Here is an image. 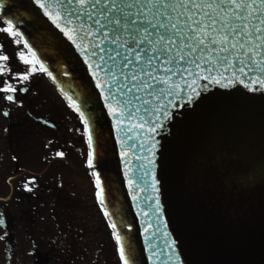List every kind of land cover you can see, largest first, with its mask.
I'll return each mask as SVG.
<instances>
[{
  "label": "water",
  "instance_id": "water-1",
  "mask_svg": "<svg viewBox=\"0 0 264 264\" xmlns=\"http://www.w3.org/2000/svg\"><path fill=\"white\" fill-rule=\"evenodd\" d=\"M127 2L117 0V10L109 13L101 0L92 9L97 15L89 19L87 13L73 11L87 7L75 0L71 5L67 0H0V16L4 22L12 21L22 44L27 42L36 60L52 73L45 72L66 102L77 111L71 97L88 119L91 149L85 126L84 132L88 154L93 152L91 170L100 178L104 204L98 199L103 213L110 214L105 217L118 254L123 245L129 264H264V87L218 66L208 79L203 78L208 73H201L195 91L179 81L184 91L170 98L174 103L165 109L167 118L159 113L162 127L155 132L148 131L155 112L144 116L141 109L132 120L119 115L121 106L108 98L110 78L96 69L95 58L88 54L92 38L82 41L81 37L89 25L93 31L98 28L99 13H107V20L119 19L120 26L102 20L105 28L98 34L110 30L112 38L120 35L130 41L129 47L134 46L135 29L148 24L132 25L135 10L126 8ZM120 9L132 15L125 16ZM125 23L130 27L125 29ZM149 31L155 38L156 29ZM160 33L166 38L172 35L165 29ZM176 40L179 47L180 38ZM104 47L106 53L109 47L118 51L112 44ZM123 63L127 61L120 69L127 74L132 66L124 69ZM250 75L264 78L258 72ZM185 76L191 83L193 77ZM156 105L153 101L150 107ZM139 124L143 128L133 127Z\"/></svg>",
  "mask_w": 264,
  "mask_h": 264
},
{
  "label": "flooded vegetation",
  "instance_id": "flooded-vegetation-1",
  "mask_svg": "<svg viewBox=\"0 0 264 264\" xmlns=\"http://www.w3.org/2000/svg\"><path fill=\"white\" fill-rule=\"evenodd\" d=\"M0 27H7L1 16ZM15 39L0 32L10 57L0 63L24 73L18 53L31 55ZM5 80L28 91L15 93V102L0 93V264H121L88 166L80 115L39 65L27 82L7 72L0 86Z\"/></svg>",
  "mask_w": 264,
  "mask_h": 264
},
{
  "label": "snow or ice",
  "instance_id": "snow-or-ice-1",
  "mask_svg": "<svg viewBox=\"0 0 264 264\" xmlns=\"http://www.w3.org/2000/svg\"><path fill=\"white\" fill-rule=\"evenodd\" d=\"M67 3L71 5L73 0H67ZM75 3L81 6L87 5V7L74 8L73 11L87 13L91 19L93 15H97L92 9L101 4V0H94V3L93 0H75ZM39 6L44 8L43 3H40ZM102 6L108 8V12L111 13L117 10V0H104ZM125 7L135 10L132 25H136L137 21L148 24V27L135 29L137 35L132 36V40L135 42L134 46L129 47L130 41L120 35L112 38L109 35L110 30H105L102 35L98 34L99 29L105 28V24L101 23L102 20H106L108 24L115 23L120 26L119 19L107 20V13H99V18L95 20L98 28L93 31V27L89 25V30L81 37L82 41L92 38V50L88 54L95 58L96 69L104 71L110 78L108 98L115 100L121 106L119 115L132 120L137 117L141 109H143L144 116L152 117L155 112L157 115L152 121V126L148 129L149 132H155L162 127V124L158 122L161 118L159 113L167 118L168 113L165 109L174 103V100L170 98L180 96L184 91L179 81H183L185 87L195 91L193 85L196 83V79L201 77V73H208L209 75L203 77L208 79L214 71H219L218 66L223 68V72L231 70L233 77L239 74L240 77H248L250 84H256L259 81L260 86L264 87V78L250 75L254 72L264 74V0H130L125 4ZM154 9L156 11H153ZM169 9L171 15L166 11ZM120 11L125 16L132 15L131 12H125L124 9H120ZM161 16L166 18L163 22L160 19ZM180 17H187V19L181 20ZM68 22L71 23V20ZM5 23L7 27H0V32L16 38L14 42L19 45L23 40L20 32L15 30L11 20ZM57 26L59 27V25ZM123 27L127 29L130 25L125 23ZM149 28L156 29L155 38H152L153 33L149 31ZM238 28L240 29L239 33L235 31ZM161 29H165L172 35L166 38L160 33ZM97 34L101 37L99 41L94 39ZM176 37L180 38L179 47H177ZM185 38L188 43H184ZM242 38H244L243 43L240 42ZM106 44L115 45L118 51H113L109 47L106 53L104 47ZM141 45H145V47H141ZM212 45L216 47L213 48ZM3 48L4 46L0 44V62H7L10 57L3 53ZM24 48L28 49L31 59L23 51L18 55L26 66V72L13 73L6 63H0V76H4L7 72L13 80L21 83L27 82L30 76L37 71V65H39V71L47 72L51 76L52 73L48 72V69L36 60V54L27 42H24ZM185 49H189V51H185ZM197 49L200 50L199 53H197ZM205 49L207 52L204 51ZM230 49L232 50L231 55L221 56V53H229ZM240 49L244 50L243 55H241ZM145 51L149 54L147 58L144 55ZM121 56L122 60H118L117 57ZM130 57L131 59H129ZM237 59H239V67L236 66ZM109 61L113 63L109 64ZM123 61H127V63H123L124 69H129V66H132L127 74L120 69ZM133 61H135L134 65ZM223 72L220 75H223ZM185 74L187 77H193L191 83L188 82ZM216 82L219 83L218 80ZM241 83H243V79H241ZM18 91L27 92L28 89L27 87L18 89L7 80H5L4 86H0V93H7L4 99L9 102H15L14 94ZM133 93L136 95L133 96ZM69 100L80 112V119L84 122L85 130L89 131L88 145L91 149L93 139L88 128V119L85 118V113L80 111V106L76 105L71 97ZM191 100L192 96H188V101ZM153 101H156L157 105L150 107L153 105ZM113 114H116L115 109H113ZM3 115L8 116L9 113L5 111ZM140 118L144 119L143 116ZM145 123H149V121H145ZM143 126V124L133 125V127L140 128ZM56 155L63 157L62 152H57ZM88 166L93 167L92 151L88 154ZM93 175L97 178L96 186L99 189L97 196L103 205L104 194L100 178L95 172ZM24 188L26 191H32L28 187V183H25ZM104 215L107 217L110 214L105 211ZM4 223L3 218H0V225H4ZM112 227L115 228L116 225L113 223ZM116 240L119 244V235L116 236ZM119 255L123 264H129V257L126 256L123 245L120 247Z\"/></svg>",
  "mask_w": 264,
  "mask_h": 264
}]
</instances>
